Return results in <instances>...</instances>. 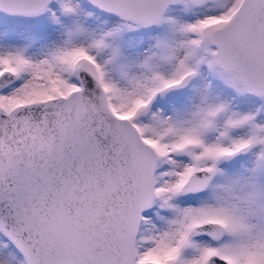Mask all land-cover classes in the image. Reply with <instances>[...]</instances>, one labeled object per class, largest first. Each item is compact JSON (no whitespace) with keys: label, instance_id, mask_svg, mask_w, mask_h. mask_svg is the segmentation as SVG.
Wrapping results in <instances>:
<instances>
[{"label":"snow or ice","instance_id":"obj_1","mask_svg":"<svg viewBox=\"0 0 264 264\" xmlns=\"http://www.w3.org/2000/svg\"><path fill=\"white\" fill-rule=\"evenodd\" d=\"M0 264H264V0H0Z\"/></svg>","mask_w":264,"mask_h":264}]
</instances>
